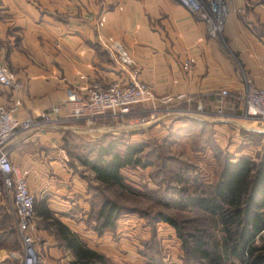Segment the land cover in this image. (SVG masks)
<instances>
[{
  "label": "crops",
  "instance_id": "crops-1",
  "mask_svg": "<svg viewBox=\"0 0 264 264\" xmlns=\"http://www.w3.org/2000/svg\"><path fill=\"white\" fill-rule=\"evenodd\" d=\"M227 1L224 30L211 38L199 15L177 0H0V65L20 83L17 91L0 85V105L19 98L17 116H35L59 103L67 87L84 95L81 87L89 79L101 84L125 79L99 41L111 39L131 53L141 80L156 95L183 92L191 100L134 130L133 137L195 130L209 131L222 142L236 125L252 131L241 117L240 95L244 75L264 86V0ZM185 59L192 63L188 71L182 69ZM222 88L228 90L225 97L219 94ZM197 100L209 111L206 116L188 114ZM220 103L226 119L212 114ZM104 128V121L50 126L21 133L7 148L35 198L36 247L43 264H79L75 248L94 250L107 264L142 263L134 254L135 238L147 239L148 227H130L121 216L112 229L98 234L90 217L94 193L88 178L92 181L93 173L76 170L80 166L63 148L67 132L94 135ZM6 191L0 173V264H21V239Z\"/></svg>",
  "mask_w": 264,
  "mask_h": 264
},
{
  "label": "built area",
  "instance_id": "built-area-1",
  "mask_svg": "<svg viewBox=\"0 0 264 264\" xmlns=\"http://www.w3.org/2000/svg\"><path fill=\"white\" fill-rule=\"evenodd\" d=\"M177 1L190 13L199 15L209 37L219 38L230 13L227 0ZM239 12L243 13L245 10L242 8ZM102 24L103 18L98 21V26ZM99 41L115 64L126 73L125 79L101 84L79 75L80 79L87 80L81 87L84 95L72 87H67L65 97L59 103L35 116L30 114L23 118L17 116L21 105L19 98L9 106L0 105V173L3 186L12 198L16 230L22 245L21 264L43 263L36 247L39 239L35 233V198L28 188L24 172L13 165L7 154V148L14 138L23 132L43 130L50 126H67L79 121L94 124L107 119L119 121L128 119V122L122 123L118 128L123 131L145 128L156 123L161 113L170 111L183 101H191L183 92L156 95L152 86L141 80L133 56L120 41L101 38ZM191 66L189 59L183 60L182 69L188 71ZM0 85L13 91L20 89V83L4 65H0ZM219 94L225 97L228 90L222 88ZM240 96L243 102V116L264 123V86H258L253 77L244 75ZM136 106L141 107L135 110ZM207 112L209 111L201 100H197L194 108L188 110V114L193 117L206 116ZM212 114L219 118L227 117L221 103L213 107Z\"/></svg>",
  "mask_w": 264,
  "mask_h": 264
},
{
  "label": "trees",
  "instance_id": "trees-1",
  "mask_svg": "<svg viewBox=\"0 0 264 264\" xmlns=\"http://www.w3.org/2000/svg\"><path fill=\"white\" fill-rule=\"evenodd\" d=\"M65 140L63 148L70 160L92 172L93 180L102 186L90 187L99 189L100 193V202L96 203L98 194L93 192L90 212L93 229L98 234L112 229L124 210L104 195L103 190L118 187L135 192L122 169L148 165L141 158L143 145L122 144L124 148L119 151L117 138L116 141L97 142L89 153L81 155L70 149L73 142ZM178 192L174 198L177 208L196 209L207 219L206 225H195L186 230L173 216L158 213V221L169 223L180 239L182 264H264V159L255 160L248 155L228 156L223 160L215 182L198 183L193 192L181 187ZM75 249L79 264H107L104 256L94 250ZM149 261V264H155Z\"/></svg>",
  "mask_w": 264,
  "mask_h": 264
},
{
  "label": "rangeland",
  "instance_id": "rangeland-1",
  "mask_svg": "<svg viewBox=\"0 0 264 264\" xmlns=\"http://www.w3.org/2000/svg\"><path fill=\"white\" fill-rule=\"evenodd\" d=\"M241 117L248 122L251 121L252 125L248 122L245 125L252 131L236 125V129L230 128L235 130L225 136L222 142H215L209 131L203 134L195 130L190 132L173 130L163 137L158 132L133 137V131L138 129L129 131L127 129L123 132L118 128L122 123L128 122V119L105 120V128L102 129L104 133L100 131L90 135L67 132L64 140L73 142L70 144V149L81 155L89 153L97 142L116 141L117 138L119 151L124 148L122 144L143 145L141 158L148 165L122 169L123 176L135 192L113 187L104 189L103 194L123 207L124 213L121 216L124 223L131 224L130 227L139 230L144 226L148 227L150 233L148 232L147 239L143 238L146 235L143 237L138 235L135 238L139 246L134 249V254L141 257V264H149V260L155 264H182L183 252L180 239L169 223L158 221L160 220L158 213L173 216L186 230L195 225H206V217L196 209L182 210L176 207L174 198L179 195V189L185 187L193 192L198 183L215 182L223 160L228 156L248 155L255 160L264 159V123L245 118L243 114ZM79 123L85 124L84 121L76 122ZM74 168L90 173L84 167ZM88 181L90 187L102 188L96 181H91L90 178ZM94 191L97 195L99 189H92V192ZM6 192L9 196L10 193ZM99 198L100 193L97 195L96 203L100 202ZM147 246L151 249H147Z\"/></svg>",
  "mask_w": 264,
  "mask_h": 264
}]
</instances>
